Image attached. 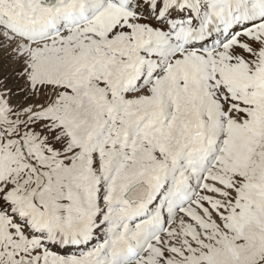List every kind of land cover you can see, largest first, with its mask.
Here are the masks:
<instances>
[{"label":"snow or ice","instance_id":"snow-or-ice-1","mask_svg":"<svg viewBox=\"0 0 264 264\" xmlns=\"http://www.w3.org/2000/svg\"><path fill=\"white\" fill-rule=\"evenodd\" d=\"M0 264H264V0H0Z\"/></svg>","mask_w":264,"mask_h":264}]
</instances>
